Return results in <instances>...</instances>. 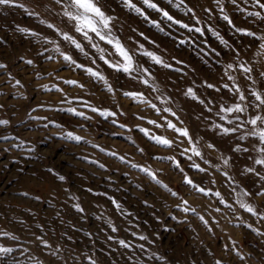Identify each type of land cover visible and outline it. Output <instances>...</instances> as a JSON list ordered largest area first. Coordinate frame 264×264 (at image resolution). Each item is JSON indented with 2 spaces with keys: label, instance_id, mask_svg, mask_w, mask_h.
Segmentation results:
<instances>
[{
  "label": "rangeland",
  "instance_id": "obj_1",
  "mask_svg": "<svg viewBox=\"0 0 264 264\" xmlns=\"http://www.w3.org/2000/svg\"><path fill=\"white\" fill-rule=\"evenodd\" d=\"M153 2L181 23L201 28L203 34L167 21L141 0L132 3L144 15L125 7L121 0H99L98 4L114 17L113 36L129 50L135 64L151 75L142 70L117 72L99 60L96 50L75 31V22L63 15L67 0L59 4L56 0H16L23 8L0 5V64L6 65L0 68V120L9 122L0 125V137H8L0 139V247L13 249L0 255V264H88L89 256L96 264H264V220L260 219L264 195L259 194L264 192V181L241 174L246 166H253L247 157L258 155L253 145H261L249 136L239 142L249 152H233L242 132L218 135L211 122H222L204 104L184 94L192 88L205 104L214 100L215 111L221 97L230 98L205 84H231L224 76L226 66L238 68L240 63L253 68L254 87L264 92V80L259 77L264 72V55H257L258 42L235 30L264 34V21L247 15L251 11L264 15V10L251 0H237V5L221 0L220 6L215 0H184L179 8V0ZM187 8L193 9L194 16L185 14ZM225 14L231 25L222 19ZM60 33L80 42L88 55ZM89 35L105 49L109 60H121L109 55L114 53L110 45ZM142 50L155 53L171 67L154 64L140 55ZM60 53L99 71L113 91L108 92L103 81L82 68L66 63ZM29 60L31 64L26 63ZM228 71L247 92L251 81L238 70ZM143 79L149 84L142 83ZM17 80L20 86H15ZM67 80L76 81L77 86L64 83ZM126 92L141 93L143 102L125 96ZM165 99L168 102L162 103ZM152 104L161 111L157 113ZM165 107L176 116L163 112ZM92 108L115 115L106 117ZM256 114L264 115V110L249 109V115ZM165 118L188 130L202 158L189 160L191 152L181 154L191 146L167 127ZM140 128L167 138L172 146L155 144ZM68 132L82 139H64ZM164 157H174L183 171L170 159H157ZM224 158L229 159L227 166ZM255 167L264 175V168ZM140 168L149 169L160 183ZM185 175L205 193L186 184ZM238 200L252 205L258 215L245 211ZM77 204L82 212L74 207ZM38 237L50 247H44ZM120 240L130 247H121Z\"/></svg>",
  "mask_w": 264,
  "mask_h": 264
},
{
  "label": "snow or ice",
  "instance_id": "obj_2",
  "mask_svg": "<svg viewBox=\"0 0 264 264\" xmlns=\"http://www.w3.org/2000/svg\"><path fill=\"white\" fill-rule=\"evenodd\" d=\"M141 2L147 7L151 8L157 12L162 13V16L167 21H170L173 24H178L181 28L187 29L189 32L195 31L198 33L203 34L202 29L199 27H190L188 24L181 23V21L174 19L172 15H170L167 11H164L163 9L159 8L156 3L153 2V0H141ZM216 4L220 6L221 0H215ZM249 0H245V3H248ZM254 6L259 7L260 9L264 10V2L262 0H251ZM56 3H61V0H56ZM121 3L129 8L134 10L136 13L140 15H144L141 8L136 7L135 4L132 3V0H121ZM168 3H173V0H168ZM230 3L233 5H237V0H230ZM99 0H67V8L64 11L63 15L66 16L70 21L75 22V31L77 33H80L84 39H86L91 47L96 50V53L98 54L99 60L103 61L105 65H107L109 68H112L114 71L122 72L125 74H131L133 72H142L144 74L151 75L149 70L146 68H143V66H138L135 64L132 54H130L129 50L124 47L123 44H121L120 40L113 36L112 30H111V23L114 19V17L106 15L105 12L101 9V7L98 6ZM184 4V0H179V3L176 4V7H180V5ZM0 5H8V6H15V7H21L24 6L21 4H17L16 0H0ZM71 9V10H68ZM240 11H245L244 9H239ZM220 11L223 12V7H220ZM193 13L192 8H187V11L185 14ZM31 15V13H29ZM247 15L250 17H255L257 20L264 21V15L261 14L260 11H251L247 12ZM194 16V13H193ZM147 19V17H145ZM222 19L226 21L228 24H232V20L229 18L228 15H223ZM197 23H199V20H197ZM153 24L159 28V24L155 21H153ZM49 28H53L54 26L49 24ZM21 32H26V29H19ZM162 30V29H161ZM237 32L241 33L242 35H246L250 38H252L254 41L258 42V52L257 55H264V34L258 35L256 32L236 28ZM89 33L94 34L100 41H103L105 44L110 45L114 49V53H109V55L115 54L118 55L121 60L117 62H112L105 56V49L99 47L97 43H95L92 39V36L89 35ZM32 35H37L36 33H32ZM62 38L65 41H68L71 45L74 46L76 50L83 53L85 56L88 55L87 52L84 51V46L78 42L76 39H74L72 36L68 35L67 33H60ZM51 43H55L54 41H49ZM223 42V41H222ZM181 43H184V41H181ZM140 49H143V45L139 46ZM55 51L59 52V48L57 47ZM63 56V59L66 63L70 65H75L77 68H82L89 76L96 80L103 81L106 90L108 92H112L113 89L111 85L108 84L106 78L99 72L94 70L91 67L85 68L83 65L76 63L73 58L67 54L60 53ZM140 55L148 57L154 64L160 65L165 68H170L171 65L166 64L162 61V59L157 56L155 53L142 50L140 52ZM48 59H52V57H48ZM26 63L31 64L32 61H26ZM92 63H96L95 59L92 60ZM179 63V62H178ZM6 65L0 64V68H4ZM232 71H240V73L243 75L245 80L251 81V85L247 88V92L244 88H242L238 83H236V77L231 75L228 70ZM253 72V68L250 66H247L244 63H240L238 65V68H234L232 64H228L226 66V71L224 73V76L227 77L228 81H232L231 84L225 82L221 84L219 87H217L214 84H205V86L209 89H213L217 93H221L222 91L226 92L230 99H224L221 97L219 103L216 106V110L213 111L212 105L215 103L214 100H208L207 104H205L204 100H201L195 93V91L192 88H188L186 92L184 93L186 96L190 97L193 100L198 101L200 104H204L205 108L208 112L212 113L216 118H218L219 121L222 123H217L216 120H212L211 122V128L213 130H218L217 134L221 136H232L233 134H236L238 132H242L241 135L237 136V144L232 149L233 152H239V153H248L249 148L242 146L239 142L246 140L249 136L257 138L259 144L261 147H256L253 145L252 151H255L258 153L255 157L249 155L247 158L251 159L253 161V166H246L243 171L242 175L244 174H253L257 176L260 180L264 181V175H262L259 171H257L256 165H259L261 168H264V115L256 114V115H249V109L256 110L257 112L264 110V92L257 90L254 85L257 83L255 79H253L251 73ZM260 79L264 80V72L259 73ZM64 83L77 86L76 81L67 80L64 81ZM142 83L145 85L149 84V81L147 79H143ZM15 86H20V81H16ZM80 87H83V85H78ZM155 91L156 89L153 88ZM57 91H60V89H57ZM125 96H130L133 99H138L142 101V94L141 93H131L126 92L124 93ZM159 99V97H158ZM162 103H167V99L162 100ZM151 107L159 113L161 109L157 108L155 104H152ZM93 112H100L103 116H114L115 113L107 112V111H101L96 108L91 109ZM69 112H72L73 114L77 116L83 117L84 114L80 112H76L74 109H68ZM163 112H167L172 116H176V113L171 110V108L165 107L162 109ZM87 119V117H85ZM177 119H179L177 117ZM205 119H208L205 117ZM167 127L169 129H172L175 131L179 136H183L188 140L190 148H185L182 155L184 153L191 152V155L187 158L189 160L192 159V156H198L202 158V153L200 152L199 148L197 147L198 142L193 141L192 137L189 136L188 130L186 128H178L175 124L172 123L171 120H167L165 118ZM9 122L6 120H0V125H7ZM150 124H155L157 127H160V125L156 124L155 121H148ZM227 125V126H226ZM45 127L48 125L45 124ZM250 126V128H249ZM59 127V125H57ZM248 129V131L243 132L244 129ZM139 131H141L148 139L153 141L155 144L160 145L162 147H168L170 148L172 146V142L168 140L165 137L156 136L153 134H150L148 129L140 128ZM0 139H8V137H0ZM64 139L67 140H73L76 142H79L82 137L76 136L71 132L65 133ZM209 148H214L215 146L212 144L207 145ZM142 151V150H141ZM114 155V154H113ZM121 160H123V157H120ZM157 159H170L173 161L174 166L180 171H183V169L180 166V162L176 161L174 157H164V158H157ZM207 163V161H205ZM223 163L225 166L229 164V159L224 158ZM194 168H196L198 171H205V169L200 168L198 164L192 165ZM103 167V166H101ZM133 168H137L139 166L132 165ZM142 172H144L146 175H148L150 178H152L156 183H160L159 180H156V176L153 172H151L147 168H140ZM226 175V173H225ZM60 180H63L64 177L60 176ZM184 182L188 185H191L192 187L196 188L197 191L205 193V189L200 188L197 185L193 184V181L188 178L186 175L184 177ZM163 187H167L166 185H162ZM261 195H264V192L259 193ZM172 195H176V193H172ZM217 197L220 196V194L217 192L215 193ZM243 195L247 196L249 193L244 192ZM221 203H224V201L221 199ZM241 208H243L248 213H251L252 215H258L255 208H253L252 205L244 202L243 200L237 201ZM185 204L187 201L184 202ZM226 207H230L229 205H225ZM77 211H83L82 208L77 204L74 206ZM117 208H119V205H117ZM187 211V209H184ZM219 211V209H217ZM203 220V217H201ZM260 219L264 220V216H260ZM249 227H251L249 225ZM113 231H116L115 228L112 229ZM253 231H256L257 234L259 233V230L253 229ZM5 235H7L5 233ZM15 239V237H13ZM41 243L44 245V247H50V245L47 244L46 241H43L42 238ZM111 240L112 237H109ZM140 239H145V237H140ZM119 245L124 248H129L130 245L127 244L125 241L120 240L118 241ZM142 247V246H141ZM13 249L7 248V247H0V255L11 253ZM59 249H57V252ZM52 255H56V252L51 253ZM237 255H240L239 252H237ZM88 260V264H96V261L92 259V257H86ZM241 259H244L243 256H240ZM219 264V262H217Z\"/></svg>",
  "mask_w": 264,
  "mask_h": 264
}]
</instances>
